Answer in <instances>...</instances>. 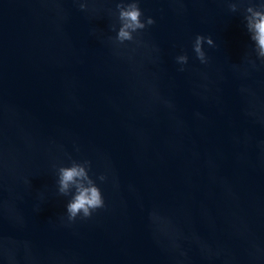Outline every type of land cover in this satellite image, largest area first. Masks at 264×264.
Segmentation results:
<instances>
[{"label": "water", "instance_id": "95a60500", "mask_svg": "<svg viewBox=\"0 0 264 264\" xmlns=\"http://www.w3.org/2000/svg\"><path fill=\"white\" fill-rule=\"evenodd\" d=\"M118 2L0 0V264H264V0H139L123 44ZM73 160L105 206L70 222Z\"/></svg>", "mask_w": 264, "mask_h": 264}, {"label": "clouds", "instance_id": "9594fccd", "mask_svg": "<svg viewBox=\"0 0 264 264\" xmlns=\"http://www.w3.org/2000/svg\"><path fill=\"white\" fill-rule=\"evenodd\" d=\"M86 7V4H80L81 10H85ZM229 8L230 11L236 12L237 4L231 3ZM116 9L120 27L117 31L115 25H113L112 30L117 31L115 42L120 44L125 41H132L134 39L133 33H137L155 23V20L150 16L143 21L141 20L143 13L139 7V0H128L127 3L120 0L116 4ZM245 12L246 29L250 34L251 41L254 42L257 56L264 61V2H261L258 6L249 5ZM204 43L212 47L215 46L210 36H196L193 50L201 63H207V57L203 50ZM176 61L181 65L187 64L188 56L186 54L179 55L176 57ZM183 70V67H181L180 71ZM89 169V161L81 163L75 160L71 162V166H60L57 169L58 193L63 196H71L66 204L67 217L70 222L74 221L77 216L85 219L89 218L96 209L105 206L100 188L89 175ZM98 179L104 181L106 177L101 175Z\"/></svg>", "mask_w": 264, "mask_h": 264}]
</instances>
